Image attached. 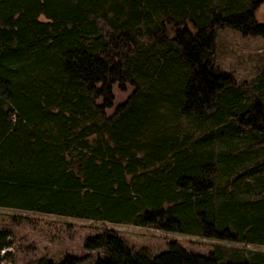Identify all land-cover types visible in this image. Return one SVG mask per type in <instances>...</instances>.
Wrapping results in <instances>:
<instances>
[{"label": "trees", "instance_id": "obj_1", "mask_svg": "<svg viewBox=\"0 0 264 264\" xmlns=\"http://www.w3.org/2000/svg\"><path fill=\"white\" fill-rule=\"evenodd\" d=\"M262 2L0 0V207L244 244L152 254L107 230L94 264H264V70L216 65L219 28L264 36ZM114 84L133 92L108 115Z\"/></svg>", "mask_w": 264, "mask_h": 264}, {"label": "rangeland", "instance_id": "obj_2", "mask_svg": "<svg viewBox=\"0 0 264 264\" xmlns=\"http://www.w3.org/2000/svg\"><path fill=\"white\" fill-rule=\"evenodd\" d=\"M257 19L264 22V0L256 10ZM216 65L234 75L237 84L247 85L264 70V36L243 34L224 26L217 30ZM114 102L106 109L112 114L116 106L124 102L133 92L130 84L124 88L113 85ZM0 228H9L14 237V264H27L41 257L60 262L67 254L84 258L80 264H94L99 251H87L84 240L87 236L107 230L116 231L134 249L148 248L157 254L168 248L170 241H177L187 250L207 254L216 245L241 248L240 242L218 240L176 231L130 223L99 221L58 214L36 213L20 209L0 207ZM247 250H263L264 245L246 244Z\"/></svg>", "mask_w": 264, "mask_h": 264}, {"label": "built area", "instance_id": "obj_3", "mask_svg": "<svg viewBox=\"0 0 264 264\" xmlns=\"http://www.w3.org/2000/svg\"><path fill=\"white\" fill-rule=\"evenodd\" d=\"M12 254H14L13 244L0 248V264H14Z\"/></svg>", "mask_w": 264, "mask_h": 264}, {"label": "crops", "instance_id": "obj_4", "mask_svg": "<svg viewBox=\"0 0 264 264\" xmlns=\"http://www.w3.org/2000/svg\"><path fill=\"white\" fill-rule=\"evenodd\" d=\"M21 211H26V210H21ZM32 212V211H31ZM36 213H41V212H36ZM45 214H52V213H45Z\"/></svg>", "mask_w": 264, "mask_h": 264}]
</instances>
